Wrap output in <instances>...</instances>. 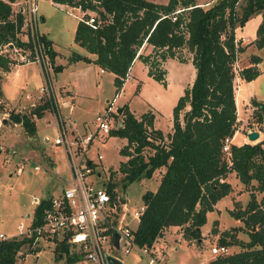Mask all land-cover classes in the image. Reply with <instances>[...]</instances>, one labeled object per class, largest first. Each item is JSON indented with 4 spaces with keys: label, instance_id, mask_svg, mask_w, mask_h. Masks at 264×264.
Here are the masks:
<instances>
[{
    "label": "trees",
    "instance_id": "16d2710c",
    "mask_svg": "<svg viewBox=\"0 0 264 264\" xmlns=\"http://www.w3.org/2000/svg\"><path fill=\"white\" fill-rule=\"evenodd\" d=\"M13 1L0 0V45L12 41L27 46L17 37L23 15L17 12L11 17ZM52 1L97 12L96 27L81 19L77 21L73 39L86 53L73 51L68 61L94 62L113 72L115 94L123 88L135 57L148 66L147 75L166 85L167 69L163 67L166 58L177 57V49L184 46L192 53L194 80L172 108L173 122L168 133L155 127L154 112L148 109L136 116L128 104L121 112L122 125L119 121L108 132L109 136L126 138L119 152L127 158L117 168L109 169L106 181L112 203L119 199L115 187L117 172L122 174L123 188L134 180L149 179L156 171L160 172L156 188L142 194L146 210L133 230L137 245L151 246L170 225L182 227V237L188 242H201L208 212L215 210L216 202L234 189L227 179L234 173L250 197L244 205L234 200L229 213L248 226L249 238L243 240L238 236L243 226L221 231L218 243L235 244L239 249L214 255L208 263L264 264V195L257 198V192L264 191V137L256 143H231L230 153L222 149L225 137L234 136L240 125L234 64L244 45L235 41V30L262 12L254 42L257 48L264 47V0H212L206 4L197 0ZM41 38L48 47L54 70H62L64 64L55 63L57 51L52 41L45 34ZM147 43L153 46L152 51L140 53ZM250 59L238 72L247 81L261 72L257 67L260 55L253 53ZM8 62L9 57L0 53V68L9 71ZM251 103L255 122L260 125L258 130L264 133V99L251 97ZM48 106L46 101L30 113L11 111L9 118L21 123L32 136L37 130L33 116H42ZM90 166H95L93 161ZM48 204L49 199L43 197L34 207L31 226L41 223ZM33 241L34 236L24 235L0 239V264H15L23 246H27V253L39 250L32 247ZM55 250L59 256L66 255L67 263L83 258L82 252L72 251L62 240L56 243Z\"/></svg>",
    "mask_w": 264,
    "mask_h": 264
},
{
    "label": "rangeland",
    "instance_id": "374dc122",
    "mask_svg": "<svg viewBox=\"0 0 264 264\" xmlns=\"http://www.w3.org/2000/svg\"><path fill=\"white\" fill-rule=\"evenodd\" d=\"M154 1L164 3L166 0ZM209 1L212 2V0H197V2L204 4ZM17 6L12 5V18L16 14ZM38 9L39 14L43 15V18L38 21V28L58 50V62L65 64L64 70L57 74L54 66L53 68L51 66V80L55 93L58 95L57 85L59 83L68 82L75 86L73 110H69V107L64 104L62 105V118L66 125L71 124L74 129L80 131L84 129L94 133L97 123L95 116L105 113V118L108 119L110 125L115 126L121 120V113L116 112L117 108L128 104L133 108L132 111L135 115H139L140 112L148 109L154 112L158 117V126L164 131L169 129L172 120V108L179 97H175L179 87L184 89L194 80L195 67L191 63L192 53L187 47L177 49V57L185 59L184 63L179 61L177 57H168L163 62V67L167 69V72L170 71L168 79L166 78V85L147 75V68L141 60H138L132 69L134 77H129L121 91L115 94L112 72L102 71L101 67L95 63L89 64L81 60L68 61L73 51L86 53L85 48L73 39L80 11L77 8L60 5L51 0H39ZM238 9L240 11V6ZM262 16V12L254 14L243 26H239L235 30V38L240 35L247 36L251 40L245 41V50L238 55L235 63V80L236 86L239 85L242 94L249 95L255 89L257 95L264 99V72L254 85H250L247 80L240 82L238 75L240 68L251 62L250 58L253 53L260 55L259 67L264 68V47L255 51L257 47L254 42ZM175 63H181L179 64L182 66L181 79L177 72L176 76L175 73H171V68H176ZM16 70L18 72L14 74L0 68V117L7 118L6 122L0 126V230L4 232L9 229L8 233L17 231V222L23 221L27 225L31 221L35 207L32 200L36 196L39 198L48 197L51 193L58 192L66 184L65 180L70 175L69 163L63 147L52 144L57 133V126L50 109H44L43 115L38 118L33 116L38 128L32 136L28 135L22 124L17 125L9 118L11 111L30 113L33 108L45 102L44 97L35 98L40 86L44 84L41 66L32 63L20 66ZM174 78H178L179 82L177 79L174 82ZM182 81L184 84L181 85ZM141 88L143 90L140 95ZM23 91L29 97V102L19 97L20 92ZM61 94L66 96L63 91L60 92ZM18 97L19 99H17ZM238 102L240 108L238 110V119L240 118L238 130L240 134L236 141H240L242 136L247 140L244 142L255 143L260 141L264 135L261 131L262 136L258 140L248 138L247 131L258 130L260 126L255 122L253 116L251 98L245 104L239 98ZM32 103H36V106H33ZM182 113L183 110L180 116ZM44 135L51 137L52 141H45ZM93 137L92 143L87 147V156L94 165L101 169L104 173L103 176H106L110 168H117L121 161L126 160L125 155L119 152L123 140L121 136H108V134H94ZM45 148L48 153L44 151ZM147 150L149 151V149ZM99 153L102 155L101 159L98 157ZM35 165H38L39 168L35 169ZM21 166V172L17 173V169ZM103 176L101 178L94 177V180L96 178L100 181ZM121 176L122 174L117 172L115 187L119 197L127 199L125 209L128 212H132L135 207H138L142 203V194L146 190L155 189L159 182V173L156 172L149 179L134 180L126 188H123L120 181ZM228 179L234 189L219 201L217 211L208 212L207 222L202 227L201 242L193 241L194 244L189 245L184 243L179 234L182 232V227H173L163 232V235L165 233L170 234L167 236L170 245L177 246L176 249L173 247L174 250L170 254L167 253L166 264H207L208 255L210 254V259L214 257L211 248L215 244H219L217 241L219 233L233 226H243L244 228L238 232V236L243 240H248V226L240 220H236L229 213V209L233 208L234 200H238L241 205H244L250 197L249 191L244 188L234 173L229 174ZM262 195H264V191L257 192L258 199ZM125 220L133 225L134 219L131 220L130 216H126ZM17 237H22V235H17ZM227 245L230 252L239 249L238 245ZM34 247L39 248V250L27 253V246H23L20 250L23 255L27 254L24 257L23 255L18 256L15 264H94L86 258L67 263L66 255L59 256L55 250V244L45 239L38 241ZM135 251L134 249L128 255L122 253V264H146L145 260H139L136 257ZM19 254L18 252L17 255Z\"/></svg>",
    "mask_w": 264,
    "mask_h": 264
},
{
    "label": "built area",
    "instance_id": "2783aa9c",
    "mask_svg": "<svg viewBox=\"0 0 264 264\" xmlns=\"http://www.w3.org/2000/svg\"><path fill=\"white\" fill-rule=\"evenodd\" d=\"M38 1L17 0L11 2V6L18 5L16 14L21 12L23 15L17 37L29 45H17L10 41L0 45V53L9 57L8 64L11 67L26 63H35L41 66L44 84L40 86L35 98L44 97V101L49 103L47 108L50 109L57 126V133L52 144L63 147L69 163L70 178L68 183L57 193L46 197L49 199V204L44 208V215L40 224L31 226V221L27 225L22 221L18 224L19 232L17 234L0 233V239L17 235L34 236L32 247L42 239L53 242L55 245L62 240L69 244L72 251L82 252L83 258L91 260L94 264H109L108 255L118 258L122 264L121 254L128 255L134 249L137 258L145 260L146 264H166L167 251L163 246L155 244L159 236L151 246H139L134 240L133 230L146 210L143 201L132 212L125 209L126 198L119 197L118 201L112 203L106 184L110 173L103 176L104 173L98 166L91 167L90 162L92 160L85 154L87 147L94 139V134H108L112 128L108 119L105 118V113L95 116L97 123L94 133L85 135L78 132L74 133L75 129L72 125H66L62 118L63 104L59 101L51 80V66L53 68V64L50 61L48 47L41 38L43 33L38 28V21L42 19L39 14ZM57 4L69 6L63 3ZM69 7L77 8L80 11L78 20H84L88 25L96 27V11L83 10L80 5ZM235 41L243 44L245 41L251 40L247 36H239L235 38ZM235 68L234 64V70ZM32 105L36 106V103H32ZM65 106L72 110V104ZM4 118L3 116L0 117V126L4 124ZM43 138L45 141H52L48 135H44ZM232 138L233 136L225 137L222 148L225 152L230 153ZM98 157L101 159L102 155L99 153ZM21 167L17 169V173L21 172ZM37 168L35 166V169ZM102 176L103 179L100 181L96 178L94 180V177L101 178ZM40 200H34L33 204L38 205ZM126 216H130L131 220L134 219L133 225L125 220ZM116 232L119 234L118 247L113 244ZM211 251L214 255L230 252L227 244H215ZM19 253V255L23 254L22 251Z\"/></svg>",
    "mask_w": 264,
    "mask_h": 264
},
{
    "label": "crops",
    "instance_id": "0c3cea01",
    "mask_svg": "<svg viewBox=\"0 0 264 264\" xmlns=\"http://www.w3.org/2000/svg\"><path fill=\"white\" fill-rule=\"evenodd\" d=\"M154 1V0H153ZM167 1V0H166ZM165 2V1H164ZM163 3V2H162ZM42 18H43V15H42ZM237 35H238V33H237ZM238 36H240V35H238ZM242 45H245L244 43L242 44ZM52 46H53V44H52ZM53 48L54 49H56L54 46H53ZM152 49H153V46L151 45V44H145V45H143L142 46V48L139 50V52L140 53H142V54H147V53H149V52H151L152 51ZM245 50V49H244ZM244 50L243 51H240V52H244ZM258 50V48H256V50L255 51H257ZM56 51H57V53H58V50L56 49ZM239 52V53H240ZM93 55V54H92ZM92 55H90V56H92ZM57 57H58V54L55 56V63H61V62H58V60H57ZM138 60H140L138 57H135L134 58V60H133V64L131 65V67H130V69H129V73H128V76H127V78H126V80L130 77V78H132V77H134V75H133V73H132V69H133V66H134V64L138 61ZM76 61H79V60H76ZM81 61H83V60H81ZM84 62V61H83ZM185 62V61H184ZM184 62H182V63H184ZM85 63H87V62H85ZM92 63H94V62H89V64H92ZM144 63V62H143ZM192 63V62H191ZM259 63H260V61L257 63V67H259ZM29 64H32V63H26V64H21V65H18V66H15V67H11V69L8 71V73L9 72H12V73H16V72H18L16 69H18V67H20V66H23V65H29ZM62 64V63H61ZM95 64H97V63H95ZM176 64V63H175ZM179 64H181V63H178V64H176V68L175 69H172L171 68V73L173 72V74L175 73V76H176V72H177V75H180V79L182 78V72H181V68H182V66L181 65H179ZM144 65H145V67L148 69V66L144 63ZM193 65V64H192ZM64 67H65V64H64ZM179 67V69H177ZM16 68V69H15ZM260 68V70H261V72L258 74V76L255 78V79H253V80H250V81H248V83H250V85H254L255 83H256V81L258 80V78H260V76L261 75H263V72H264V68L262 69L261 67H259ZM15 69V70H14ZM102 71H105V70H103L102 68H100ZM64 69H62V70H60V71H56V74L58 73V72H62ZM106 72V71H105ZM194 72V71H193ZM111 73V72H110ZM112 74L114 75V73L112 72ZM169 74H170V71H168L167 73H166V78L168 79V77H169ZM193 75L195 76V73H193ZM179 78V77H178ZM178 78H176L177 80H178ZM176 79L174 78V82H176ZM125 80V81H126ZM188 80V79H187ZM186 80V81H187ZM244 79H242L241 77H240V82H242ZM185 81V82H186ZM59 82V81H58ZM142 82H143V80H142ZM178 82H179V80H178ZM192 82H193V80L191 81V83H190V85L192 84ZM182 84H184V81H182L181 82V85ZM143 86V85H142ZM143 88V87H142ZM141 88V90H140V95H141V93H142V89ZM57 89H58V99H59V101H61V103L62 104H65V105H67V104H72V110H73V106H74V99H75V94H76V91H75V86L74 85H71L70 83H68V82H64V83H59V85H57ZM183 90L184 89H182L181 88V86L179 87V90H178V92L176 93V95H175V97L176 96H179V95H181L182 93H183ZM61 91H63V93H64V95H66V96H63L62 94L60 95V92ZM252 93H250L249 95L248 94H242L241 93V89L239 90V85H237L236 86V80H235V96H236V109L237 110H239L240 108H239V102H238V98H239V100L240 99H242V103H247L248 101H249V99L251 98V97H255V98H257L258 100L259 99H262V98H260L258 95H257V91H255V89L253 90V91H251ZM19 97L20 98H22V99H24L25 101H28L29 102V100H28V96L26 95V93L23 91V92H20V94H19ZM19 97L17 98V99H19ZM70 98V99H69ZM7 100V99H6ZM9 101V100H8ZM10 102V101H9ZM241 104V103H240ZM129 108L132 110L133 108L131 107V105H129ZM71 110V111H72ZM147 111V110H146ZM145 112V111H144ZM142 112H140V114H141ZM139 114V115H140ZM155 114V113H154ZM139 115H136V116H139ZM171 116H172V114H171ZM172 119H173V116H172ZM6 120H7V118H6ZM6 120H4L5 122H6ZM158 117H157V115L155 114V121H154V124H155V127H157V128H160L159 126H158ZM76 121V119L74 120V122ZM239 121H240V118H239ZM8 122V121H7ZM172 122H173V120H171V124H170V127H169V129H167V131H164L163 129H161L162 131H163V133L164 134H166V133H168V131H170L171 130V127H172ZM15 124H17V125H20L21 123H16L15 122ZM37 125V124H36ZM38 128V127H37ZM74 128V127H73ZM76 129V128H75ZM249 131V130H248ZM247 131V132H248ZM76 132H79L81 135H85V134H87V133H92V132H88L87 130L85 131L84 129L83 130H78V129H76ZM260 132V131H259ZM263 133V132H262ZM262 133L260 132V136H262ZM239 134H240V132H239V130H237L236 131V134L233 136V138H232V143H235V144H238V145H240V144H242V142H244V141H247L246 139H245V137L244 136H242V138H241V140L240 141H236V139H237V137L239 136ZM109 136V135H108ZM263 137H264V135H263ZM262 137V138H263ZM122 138V140H123V143H122V145L123 144H125L126 143V138H123V137H121ZM91 143H92V141H91ZM90 143V144H91ZM44 151L45 152H47L46 151V148L44 149ZM48 153V152H47ZM86 155H87V151H86ZM126 157V156H125ZM127 158V157H126ZM35 166H37L38 168H39V166L38 165H35ZM35 166H34V168H35ZM37 168V169H38ZM21 169H22V167H21ZM156 172H158L159 173V178H160V172L159 171H156ZM69 178H70V175L68 176V178L65 180V182H66V184L68 183V181H69ZM227 179H228V177H227ZM229 180V179H228ZM65 184V185H66ZM64 185V186H65ZM63 187V186H62ZM61 187V188H62ZM60 188V189H61ZM59 189V190H60ZM58 190V191H59ZM57 193V192H56ZM51 194H54V193H51ZM50 194V195H51ZM44 197H47V196H44ZM41 198H43V197H38V196H36L33 200H32V202L34 201V200H36V199H41ZM223 198V197H222ZM221 198V199H222ZM220 199V200H221ZM220 200H218L217 202H216V204L214 205V207H215V210L217 211L218 209H219V201ZM215 210H213V211H215ZM33 215V214H32ZM20 222H22V221H19V222H17V225H16V228H17V231H10L9 233H8V230H6V231H4V232H2L1 230H0V233H5V234H7V235H15V234H17L19 231H18V224L20 223ZM173 227H179L178 225H170V226H168L166 229H170V228H173ZM204 227V226H203ZM166 229L164 230V232L166 231ZM180 235H181V238H182V241L184 242V243H187L188 245L189 244H194L193 242H188L187 240H185L183 237H182V232H180L179 233ZM167 236H170V234H161L157 239H156V245H159V246H163L164 247V249L167 251V253L168 254H170L171 253V251L172 250H174V248L173 247H175V249L177 248V246H173V245H170V243H169V239H168V237ZM204 240V239H203ZM137 257V256H136ZM209 259H210V254L208 255V257H207V261H206V263L207 264H209L208 262H209ZM139 260H143V259H139Z\"/></svg>",
    "mask_w": 264,
    "mask_h": 264
},
{
    "label": "water",
    "instance_id": "95a60500",
    "mask_svg": "<svg viewBox=\"0 0 264 264\" xmlns=\"http://www.w3.org/2000/svg\"><path fill=\"white\" fill-rule=\"evenodd\" d=\"M123 107L124 106L118 107L117 110H116V112L117 113H121L122 110H123ZM4 120H6V118H4ZM119 125H122V120H120ZM247 133H248V138L250 140H258L260 138V132L258 130L252 129V130H249ZM118 241H119V234L116 232L115 233L114 240H113L114 246L118 247ZM107 259H108L109 264H121V260H119L116 257L114 258L111 255H108L107 256Z\"/></svg>",
    "mask_w": 264,
    "mask_h": 264
}]
</instances>
